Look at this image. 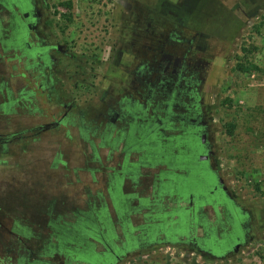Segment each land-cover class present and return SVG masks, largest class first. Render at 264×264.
I'll use <instances>...</instances> for the list:
<instances>
[{
    "label": "rangeland",
    "instance_id": "rangeland-1",
    "mask_svg": "<svg viewBox=\"0 0 264 264\" xmlns=\"http://www.w3.org/2000/svg\"><path fill=\"white\" fill-rule=\"evenodd\" d=\"M33 1L43 16L39 39L59 43L68 53L62 56L50 48L49 53L58 58L49 67L53 75L50 78L45 71L42 80L34 78L36 71L25 69L32 62L25 60L21 50L4 48L9 13L20 14V10L0 0V264L35 260L62 264L63 252H44L49 241L56 243L57 227L73 221L89 203L101 202L110 174L138 162L139 153L126 151L124 143L115 149L100 144L98 136L81 128L88 123L77 116L71 118L74 125L67 122L38 131L56 120L63 105L72 100L82 108L91 103L95 113L101 110L108 80H68L67 72L79 69L92 77L103 75L113 66L117 46L131 40V18L136 12L149 13L153 26L168 29L164 16L154 11L160 0ZM207 2L214 6V34L208 39L214 78L205 95L208 141L214 150L210 162L217 182L246 214L241 245L232 251L230 242L216 246L209 240L207 247L223 254L213 257L194 244H159L142 248L137 257H129V264H136L133 259L144 264H264V0ZM35 37L31 34L29 40ZM121 37L123 42L117 45ZM89 125L93 128V123ZM4 138L12 139L4 143ZM158 169L138 166L134 187L138 194H151L152 174ZM124 187L133 188L128 180ZM204 211L212 218L208 206ZM218 211L222 214L221 207ZM130 219L133 224L141 221L136 213ZM196 233L201 234L199 227Z\"/></svg>",
    "mask_w": 264,
    "mask_h": 264
},
{
    "label": "flooded vegetation",
    "instance_id": "flooded-vegetation-1",
    "mask_svg": "<svg viewBox=\"0 0 264 264\" xmlns=\"http://www.w3.org/2000/svg\"><path fill=\"white\" fill-rule=\"evenodd\" d=\"M7 1L17 5L20 14L15 17L9 13L4 48L15 46L9 45L10 41L21 38L23 56L32 62L25 69L35 70L37 80L44 78L45 71L51 78L53 70L49 67L57 64L58 58L49 53L50 48L62 56L68 49L39 39L38 26L43 16L33 0ZM148 16L136 12L131 18V40L117 46L113 66H108L104 76L92 77L79 69L67 72L68 80H108L103 87L101 110L95 113L91 103L82 108L72 100L63 105L65 109L56 120L38 127L40 131L67 122L74 125L71 118L77 116L88 123L81 128L98 136L100 144L115 149L124 143L126 151L139 153L137 163L109 175L101 202L89 203L86 210L76 212L73 221L60 226L63 235L57 233L54 245L64 253L62 264H129V257H137L139 250L159 244H194L213 257L223 254L207 247L209 240L216 246L230 242L228 250L232 251L241 245L246 214L224 185L217 182L218 175L210 162L214 150L208 141L210 121L205 100L209 81L214 78L210 37L200 31L188 36L175 29L163 31L153 26ZM31 34H35V41L29 40ZM122 42V37L115 41ZM42 85L43 82L37 84ZM139 165L159 167L152 174L151 194L140 195L134 190ZM126 180L132 189H125ZM205 206L210 208L212 218L205 216ZM135 213L141 218L137 224L130 219ZM198 227L200 235L196 233ZM132 262L144 264L141 259Z\"/></svg>",
    "mask_w": 264,
    "mask_h": 264
},
{
    "label": "crops",
    "instance_id": "crops-1",
    "mask_svg": "<svg viewBox=\"0 0 264 264\" xmlns=\"http://www.w3.org/2000/svg\"><path fill=\"white\" fill-rule=\"evenodd\" d=\"M160 1L162 2L159 3L157 7H155L154 11L157 13L156 16L159 15L164 16L163 19L168 23L167 30L169 32L175 29L182 36L183 35L188 36L189 34L191 35L195 31H200L207 34L209 37L213 36L214 6L213 4L207 2L208 0H160ZM161 11L163 13H161ZM150 17L151 16H148L149 19ZM50 242L52 241H49L48 244H46V248H45L46 250ZM45 253L49 254L48 250Z\"/></svg>",
    "mask_w": 264,
    "mask_h": 264
},
{
    "label": "trees",
    "instance_id": "trees-1",
    "mask_svg": "<svg viewBox=\"0 0 264 264\" xmlns=\"http://www.w3.org/2000/svg\"><path fill=\"white\" fill-rule=\"evenodd\" d=\"M6 5H11L9 2H6L5 3ZM13 13V15L16 17H18V15H17V13L15 12V11H13L12 12ZM9 45H15V46H13V47H11V48H13V49H15V50H21V52H23L24 51V44L21 42V38H17L15 41H10V43H9ZM6 46H7V44H6ZM8 47H10V46H8ZM57 233H58V235H63V233H62V231H61V228L60 227H57V229H56V236H55V240L56 239H58V237L59 236H57ZM55 243H53V242H50L49 243V245L47 246V250H48V252L50 253V252H53V251H55L57 248H56V246L54 245ZM20 263H23L22 261L20 262ZM39 262L37 261V260H35V261H33L32 262V264H38ZM24 264H26V263H24Z\"/></svg>",
    "mask_w": 264,
    "mask_h": 264
},
{
    "label": "water",
    "instance_id": "water-1",
    "mask_svg": "<svg viewBox=\"0 0 264 264\" xmlns=\"http://www.w3.org/2000/svg\"><path fill=\"white\" fill-rule=\"evenodd\" d=\"M55 123H57V122H55ZM48 124H45V126H47Z\"/></svg>",
    "mask_w": 264,
    "mask_h": 264
}]
</instances>
